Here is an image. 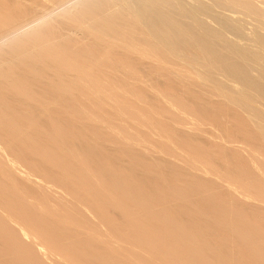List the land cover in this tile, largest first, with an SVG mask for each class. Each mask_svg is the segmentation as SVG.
<instances>
[{"label": "bare ground", "instance_id": "6f19581e", "mask_svg": "<svg viewBox=\"0 0 264 264\" xmlns=\"http://www.w3.org/2000/svg\"><path fill=\"white\" fill-rule=\"evenodd\" d=\"M0 264H264V0H0Z\"/></svg>", "mask_w": 264, "mask_h": 264}]
</instances>
